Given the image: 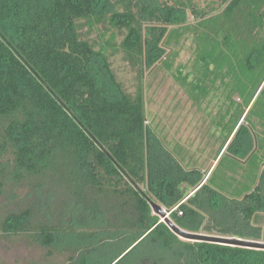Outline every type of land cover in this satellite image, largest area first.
<instances>
[{"label":"trees","instance_id":"trees-1","mask_svg":"<svg viewBox=\"0 0 264 264\" xmlns=\"http://www.w3.org/2000/svg\"><path fill=\"white\" fill-rule=\"evenodd\" d=\"M221 3L212 14L194 0H0V195L7 186L35 195L0 218V233L67 248L60 236L83 225L50 212L49 192L101 219L87 221L90 235L130 236L105 264L145 244L165 264H264L263 249L180 238L153 208L186 231L264 241V0ZM190 12L195 22L179 20ZM100 23L110 35L96 49L81 29ZM113 28L127 30L134 95L110 66ZM186 36L195 49L184 72L174 63ZM157 64L199 105L222 91L213 122L223 140L209 174L147 124L144 74Z\"/></svg>","mask_w":264,"mask_h":264},{"label":"rangeland","instance_id":"rangeland-1","mask_svg":"<svg viewBox=\"0 0 264 264\" xmlns=\"http://www.w3.org/2000/svg\"><path fill=\"white\" fill-rule=\"evenodd\" d=\"M163 1L173 2V0ZM194 2L198 7L204 8L212 14L222 11L221 0H194ZM178 18L182 22L197 20L191 12L187 13L185 17L179 14ZM107 27V23H100L96 29L90 30L88 26H85L81 31L83 37L92 41L96 49H99L101 33L105 32L106 39L110 35ZM114 31L117 38L114 47L109 48L110 66L126 92L134 95L138 85V71L132 64L130 55L122 46L127 30L118 28ZM176 48L179 49L180 54L175 60L174 69L182 65L184 72L191 70L195 49L193 37H184L181 43L176 45ZM144 93L148 111L147 124L151 130L156 132V136L160 137L170 149L175 145L182 148L185 162L190 161L209 174L216 163L215 157L223 140L220 137V130L213 122L215 115L225 105L222 91H215L202 105H199L189 97L185 88L176 81L171 71L157 64L152 69L145 70ZM5 189V193L0 195V218L5 217L10 210L24 207L35 196L32 189L28 187L13 189L12 186H7ZM28 195L31 196L28 197ZM45 196L43 199H50L48 201L50 212L59 213V216L62 211L64 220L72 219L77 223L75 225H83L84 229L63 233L60 236V245H67V248L47 246L37 238L38 236L31 237L28 236V233L18 236H7L0 233V264H82L84 258L91 259L95 264H105L125 249L130 236L121 237L120 234L103 233L102 230L90 235L92 229L85 228L87 221L96 224L101 220L99 217H91L84 210L76 211L71 204L66 205L69 203L68 201L60 203V197L51 196L49 192ZM163 210L168 216L167 210ZM179 237L195 241V239H189L182 235ZM258 242L264 243V241ZM83 244H87L89 247H84ZM148 246L145 244L139 250L130 253L119 264H165L167 262V255L163 254V251ZM233 246L250 247L240 244H233ZM250 248L264 250L262 247ZM71 260L73 261L71 262Z\"/></svg>","mask_w":264,"mask_h":264},{"label":"water","instance_id":"water-1","mask_svg":"<svg viewBox=\"0 0 264 264\" xmlns=\"http://www.w3.org/2000/svg\"><path fill=\"white\" fill-rule=\"evenodd\" d=\"M153 208H154L155 212L161 214L162 217H164L165 221L167 220L166 222H168L170 228L177 235H182L183 237H186V238H189V239H195V241H199L200 239H202V240L214 241V242H217V243H222V244H227V245H233V244L239 245L240 244V245H247V246H250V247H262V248H264V243L258 242V241L244 240L242 238H237V237L233 238V237L213 236V235H206V234L193 233V232H190V231H186V230L178 227L177 225H175V223H173L169 219V217L165 213V210H163V208H161V206H159L156 203H153Z\"/></svg>","mask_w":264,"mask_h":264}]
</instances>
